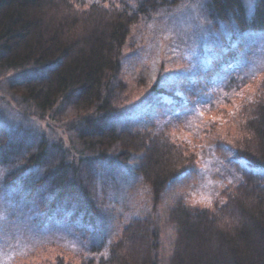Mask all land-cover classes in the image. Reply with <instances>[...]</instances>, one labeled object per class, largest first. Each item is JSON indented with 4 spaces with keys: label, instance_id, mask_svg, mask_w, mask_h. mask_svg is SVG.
Returning <instances> with one entry per match:
<instances>
[{
    "label": "rangeland",
    "instance_id": "rangeland-1",
    "mask_svg": "<svg viewBox=\"0 0 264 264\" xmlns=\"http://www.w3.org/2000/svg\"><path fill=\"white\" fill-rule=\"evenodd\" d=\"M70 1L129 11L137 2ZM243 1L251 23L256 0ZM205 10L204 0H183L142 14L121 49V72L104 90L112 109L90 124L155 134L183 148L190 171L173 179L157 204L132 170L138 156L121 162L114 145L104 158L78 160L87 152L78 130L93 107L71 97L39 109L12 89L21 78L45 75L46 67L25 75L0 71V264H55L58 258L105 264L109 245L132 218L156 230L154 259L169 264L175 227L167 216L176 202L215 212L245 173L264 185V168L236 155L245 109L264 78V29L210 20ZM42 140L44 159L8 177ZM60 188L65 194L52 205Z\"/></svg>",
    "mask_w": 264,
    "mask_h": 264
},
{
    "label": "trees",
    "instance_id": "trees-1",
    "mask_svg": "<svg viewBox=\"0 0 264 264\" xmlns=\"http://www.w3.org/2000/svg\"><path fill=\"white\" fill-rule=\"evenodd\" d=\"M136 1L129 11L97 3L84 8L70 0H0V71L25 75L46 67L45 75L21 78L12 89L22 101L39 109H50L58 98L71 97L83 108L93 107L78 130L79 141L87 147V152L78 153V160L84 155L104 158L114 145L118 148L115 158L121 162L138 156L132 170L149 186L152 202L157 204L167 185L191 163L183 148L155 134L90 126L112 109L104 90L121 72V49L131 26L142 14L183 0ZM204 1V14L210 20L233 21L240 29H264V0H256L251 23L243 0ZM256 93L244 112V137L236 155L264 168V78ZM4 139L0 131V145ZM45 146L42 140L8 177L41 162L46 156ZM257 179L245 173L215 212L176 202L167 216L175 227L169 264H264V185ZM66 188L57 191L52 205ZM80 208V203L74 206L76 215ZM157 239L156 230L146 219L132 218L109 245L105 264H157ZM55 264L68 263L58 258Z\"/></svg>",
    "mask_w": 264,
    "mask_h": 264
},
{
    "label": "snow or ice",
    "instance_id": "snow-or-ice-1",
    "mask_svg": "<svg viewBox=\"0 0 264 264\" xmlns=\"http://www.w3.org/2000/svg\"><path fill=\"white\" fill-rule=\"evenodd\" d=\"M190 170L189 169H185V174L188 173Z\"/></svg>",
    "mask_w": 264,
    "mask_h": 264
}]
</instances>
